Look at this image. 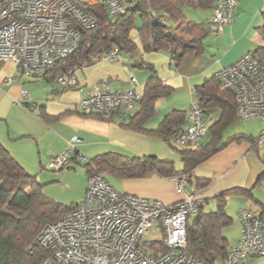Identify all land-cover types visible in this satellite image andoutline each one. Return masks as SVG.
Returning a JSON list of instances; mask_svg holds the SVG:
<instances>
[{
	"label": "crops",
	"instance_id": "0c3cea01",
	"mask_svg": "<svg viewBox=\"0 0 264 264\" xmlns=\"http://www.w3.org/2000/svg\"><path fill=\"white\" fill-rule=\"evenodd\" d=\"M235 1L232 22L219 32L211 24L212 33L204 39L203 52L185 55L179 61L165 51L144 52L134 29L132 35L136 51L130 54L121 52L118 59L105 60L102 57L74 69L67 86L44 77L23 75L12 62H0V143L20 164L24 174L36 176L44 193L52 198L56 199L49 190H45L49 185L54 186L59 179L66 178L77 182L80 194L72 204L82 199L86 189L89 174L83 163L72 160L63 169L52 170L56 171L54 173L45 171L51 159L70 144L87 159L115 152L130 157L151 156L171 161L177 170L182 169L180 151L183 148H177L161 135L129 130L121 124V116L138 111L137 102L130 111L115 109L104 118L97 116L96 112L83 110L80 101L91 90L102 87V81L111 91L129 88L130 74L136 77L142 92L151 74L147 67L150 65L171 93L155 102V115L142 128L155 129L165 116L176 110L185 112V121L181 125L185 128L189 124L187 112L190 104L198 101L196 87L258 45V29L264 26V0ZM220 2L222 0H214V8ZM214 8L201 10L193 0L188 4V12L196 15L189 13L192 19L206 18L208 23ZM8 77L11 78L9 83L5 81ZM23 92L27 96H22ZM220 115L219 107L205 108L208 130L200 144L210 143L217 150L192 170V184H200L196 188L205 197L202 205L205 211L216 210L217 197L225 195V211L232 220L223 228L222 234L231 246L240 238L239 210L264 208V161L261 158L264 148L256 147L244 138H233L237 134L255 139L259 136L260 132L255 133L250 125L244 124L248 119L240 120L236 116L224 128L210 130L209 127L218 121ZM257 120L262 122V130L264 122L259 118ZM173 177L150 172L142 177L109 176L107 179L121 193L172 204L181 198L175 190ZM249 258L244 264L253 263Z\"/></svg>",
	"mask_w": 264,
	"mask_h": 264
},
{
	"label": "built area",
	"instance_id": "2783aa9c",
	"mask_svg": "<svg viewBox=\"0 0 264 264\" xmlns=\"http://www.w3.org/2000/svg\"><path fill=\"white\" fill-rule=\"evenodd\" d=\"M102 3L114 17L133 7L135 0H0V62L10 61L27 76L42 77L54 63L73 52L79 44L81 28L96 23L85 7ZM235 0H222L214 8L209 22L219 32L232 22ZM79 28H78V27ZM116 50L103 59H118ZM220 84L229 89L238 107L240 120L259 118L264 122V67L248 51L216 72ZM10 82L11 78H5ZM70 78L61 74L56 82L67 86ZM131 86L111 91L107 83L96 87L81 99L85 111L109 113L115 109L130 111L141 96L136 77ZM22 96H27L23 92ZM189 124L165 136L180 148L195 147L205 137L208 124L199 101L187 112ZM256 147L264 148V127ZM264 161V153L261 156ZM88 162L70 144L48 163V170L66 167L70 161ZM175 190L181 196L168 204L155 198L121 193L102 175H88L82 199L56 221L47 223L36 236L30 250L49 249L55 264H203L187 248V222L205 202L203 193L186 175H175ZM240 238L229 246L224 264H244L251 256L264 254L262 224L252 210H239ZM153 229L152 238L146 235ZM163 244V250L157 247ZM39 264H51L43 260Z\"/></svg>",
	"mask_w": 264,
	"mask_h": 264
},
{
	"label": "trees",
	"instance_id": "16d2710c",
	"mask_svg": "<svg viewBox=\"0 0 264 264\" xmlns=\"http://www.w3.org/2000/svg\"><path fill=\"white\" fill-rule=\"evenodd\" d=\"M213 1L193 0V3L205 11L215 7ZM189 2L190 0H135L133 7H128L124 13L114 17L108 14L102 3L85 7L96 18L95 25L81 28L78 47L54 63L42 77L51 82L56 81L61 74L70 78L74 69L98 61L109 50L133 53L137 49L132 35L134 29L137 30L144 52L165 51L177 61L185 55L201 54L204 39L212 33V26L206 18L195 20L190 17ZM259 34L264 42V26ZM253 54L264 67V43L258 44ZM147 67L151 74L137 100L139 109L135 114L121 116V124L129 130L151 132L165 139L166 135L181 129L185 112L176 110L170 113L155 129L142 128L155 115V102L171 93V89L162 84L153 67ZM196 93L204 111L209 106H216L221 110L218 121L209 127L210 130L224 128L237 116L238 107L233 93L220 84L216 75L206 78L197 86ZM111 112L95 114L106 118ZM233 138H244L254 144L257 140V137L255 139L243 134H237ZM216 150L210 143L183 148L180 151L183 164L180 170L171 161L151 156L130 157L115 152L88 159L83 165L88 174L97 172L107 181L109 176L142 177L156 172L164 177L186 175L192 183V170ZM196 186L200 187V184L196 183ZM217 202L216 210L205 211L200 206L197 214L187 222V248L203 264H216L219 257L224 260L229 248L228 241L222 234L223 228L232 220L225 211V195L218 196ZM73 205L62 204L45 194L36 176L25 175L20 164L0 143V264H39L43 260L55 264L49 249L37 246L30 250V246L47 223L59 219ZM253 213L259 218L264 235V208ZM157 247L163 250L161 242H158Z\"/></svg>",
	"mask_w": 264,
	"mask_h": 264
},
{
	"label": "rangeland",
	"instance_id": "374dc122",
	"mask_svg": "<svg viewBox=\"0 0 264 264\" xmlns=\"http://www.w3.org/2000/svg\"><path fill=\"white\" fill-rule=\"evenodd\" d=\"M191 15H194L192 12H189ZM191 17V16H190ZM193 18V17H192ZM258 29V42L257 44H263V40L259 34ZM245 125H250L252 130L255 133L261 132L262 128V122L260 120H257V118L248 119L244 122ZM259 135V134H258ZM177 147V146H176ZM180 148V147H177ZM47 173H54L56 171L52 170H45ZM45 188V187H44ZM49 190L52 193V196H54L57 201L62 202L65 205H70L75 199H78V196L80 194V187L75 181L68 180V178L64 179H59L58 182L52 186L49 185L48 187L45 188V190ZM47 193V192H46ZM153 229L150 230V232L146 235L148 238H152L154 236ZM250 260H253V263H247V264H264V254L262 255H257V256H252L249 258ZM216 264H224L223 260L219 257L216 259Z\"/></svg>",
	"mask_w": 264,
	"mask_h": 264
},
{
	"label": "water",
	"instance_id": "95a60500",
	"mask_svg": "<svg viewBox=\"0 0 264 264\" xmlns=\"http://www.w3.org/2000/svg\"><path fill=\"white\" fill-rule=\"evenodd\" d=\"M154 21H156V20H154Z\"/></svg>",
	"mask_w": 264,
	"mask_h": 264
}]
</instances>
